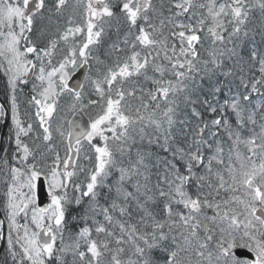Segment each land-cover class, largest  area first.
Returning <instances> with one entry per match:
<instances>
[{
    "label": "snow or ice",
    "instance_id": "snow-or-ice-1",
    "mask_svg": "<svg viewBox=\"0 0 264 264\" xmlns=\"http://www.w3.org/2000/svg\"><path fill=\"white\" fill-rule=\"evenodd\" d=\"M0 264H264V0H0Z\"/></svg>",
    "mask_w": 264,
    "mask_h": 264
}]
</instances>
